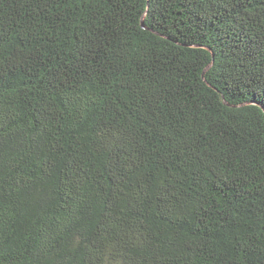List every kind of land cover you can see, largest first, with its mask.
Returning <instances> with one entry per match:
<instances>
[{"label": "trees", "instance_id": "1", "mask_svg": "<svg viewBox=\"0 0 264 264\" xmlns=\"http://www.w3.org/2000/svg\"><path fill=\"white\" fill-rule=\"evenodd\" d=\"M0 264H264V0H0Z\"/></svg>", "mask_w": 264, "mask_h": 264}]
</instances>
